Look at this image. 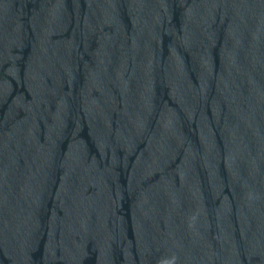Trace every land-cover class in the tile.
<instances>
[{"label":"water","instance_id":"water-1","mask_svg":"<svg viewBox=\"0 0 264 264\" xmlns=\"http://www.w3.org/2000/svg\"><path fill=\"white\" fill-rule=\"evenodd\" d=\"M0 264H264V0H0Z\"/></svg>","mask_w":264,"mask_h":264}]
</instances>
